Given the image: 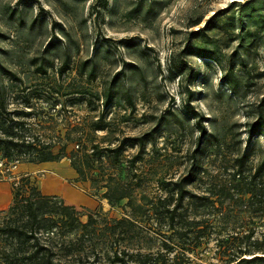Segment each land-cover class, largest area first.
Segmentation results:
<instances>
[{"label":"rangeland","instance_id":"374dc122","mask_svg":"<svg viewBox=\"0 0 264 264\" xmlns=\"http://www.w3.org/2000/svg\"><path fill=\"white\" fill-rule=\"evenodd\" d=\"M105 1L104 5L103 0H0V62L24 81L19 85L4 79L8 111L29 110L24 96H30L34 104L31 107L34 115L27 120L30 128L41 139L61 140V144L69 138L76 139L79 127L97 121L100 113L108 129L89 137L101 145H113L123 136L141 135L156 128L135 168H129L125 161L138 151L132 147L126 148V158L116 167L99 164L93 172L99 179L102 172L132 183L141 178L142 186L134 195L136 203L142 204L146 201L141 199L142 195L154 201L165 196L158 181L170 182L185 173L190 165L189 156L196 151L198 128L195 119L183 110L189 90L191 106L207 133L214 136L199 146L196 154L199 173L190 190L195 195L215 191L233 170V158L243 152L249 155L245 172L252 173L264 156V137L248 138L246 133L264 96V0H256L253 7L256 19L250 22L237 17L235 4L245 0H157L152 9L156 14L146 19L130 14L137 0ZM226 8L229 12L222 13L212 28L197 37L202 45L206 43L216 50L218 62L189 54L187 60L197 71L196 77L170 79L169 57L182 51L191 30L201 27L214 11ZM141 10L143 14L146 6ZM230 12L236 15L232 22ZM196 20L201 22L190 26ZM242 40L240 53L234 58L237 92L233 94L222 76L228 68L227 57ZM107 48L112 54L105 57L103 49ZM65 53L70 58V68L59 76L58 68ZM41 59L52 64L45 76L36 70ZM87 59L97 63L93 80L87 76L90 64L81 71ZM129 63L138 69L129 70ZM120 70L126 73L123 80L130 89L132 106L121 97L119 104L105 108L100 100L85 94L79 103L72 100L78 95L61 96L54 109H50L53 100L46 94L50 89L46 84L34 86L48 82L61 85V93L78 88L100 94L103 81ZM76 148L75 142L68 140L67 154ZM10 161L7 159L2 166L5 170L0 182H8L12 187L21 177L28 176L42 194L81 207L76 216L82 225L69 229L67 223H61L49 240V245L69 264H118L110 262L117 248L148 254L159 259L157 264L163 260L165 264H223L220 259L227 239L230 249L227 253L240 246H247L250 252H255L256 247L264 249V211H244L232 200L220 202L215 198L213 204L196 206L200 199L187 198L178 212L187 221H202L198 228L204 233L195 239L197 231L186 227L180 231L187 232L189 238L179 239L167 230V224L154 229L158 221L151 210L132 216L126 199L110 205L100 197L104 189L95 193L90 181L78 179L68 157L55 161L56 165L22 158L14 161L15 167L8 172ZM65 169L73 170L74 174L66 173ZM52 172L60 175L61 189L54 179L48 178ZM144 207L150 209L148 205ZM89 216L92 224L85 227ZM121 218L131 223L124 226L128 231L120 235L122 239L115 240L107 226L112 219ZM196 241L199 243L195 245ZM68 249L72 254L64 258Z\"/></svg>","mask_w":264,"mask_h":264},{"label":"trees","instance_id":"16d2710c","mask_svg":"<svg viewBox=\"0 0 264 264\" xmlns=\"http://www.w3.org/2000/svg\"><path fill=\"white\" fill-rule=\"evenodd\" d=\"M157 0H137L133 10L130 13L132 16H143L144 19L150 15L154 16L156 13L152 9L157 4ZM256 0H245L241 3L235 4L237 6V17L239 20L247 19L252 21L256 19L253 15L254 4ZM106 1L103 0L105 5ZM234 3V1H232ZM233 5V4H232ZM146 6V10L142 14L141 7ZM229 12L228 8L216 10L205 19L203 25L195 30H191L185 40L183 49L176 55H171L168 60L167 74L170 79H183L185 76L190 78L196 77L197 71L189 64L187 55L194 54L200 58H207L214 62H218V57L215 55L216 50L204 43L203 45L197 41V37L208 28H212L222 13ZM229 18H236L234 12L229 13ZM201 20L194 21L190 26H196ZM242 23V22H241ZM243 39V38H242ZM239 41L237 47L227 57L228 68L224 72L222 78L229 91L236 94V76L233 74V65L236 62L235 55L238 54L240 47L244 43ZM99 48L102 49L101 46ZM105 57L112 54L110 49H103ZM67 50L64 48V52ZM240 53V52H239ZM58 68V75L62 76L69 70L70 58L68 53ZM47 62L46 65L44 62ZM89 65L87 76L90 80L96 78V60L87 59L81 65L82 73L85 71L86 65ZM52 65L50 61L41 59L36 66L39 75H46L47 67ZM129 70L138 69L137 66L128 64ZM141 78L144 79L143 73H140ZM126 73L124 70L117 71L109 79L102 83L101 93H91L86 89L72 88L69 91L61 93L59 90L61 85L50 83L35 84V87L47 85L50 89L46 94L48 98L52 99L50 109H54L53 105H57L58 98L67 95H78L72 100L75 103L81 102L85 94L94 97L101 101L102 107H109L112 104L120 103L119 98H125L129 106L133 105L132 95L129 87L124 82ZM11 82H17L21 85L24 81L15 72L7 69L0 62V157L3 159L19 160L26 158L30 162H55L64 157H68L70 166L76 172L78 179L81 181H90L91 188L98 193L100 197L106 199L110 205H113L121 200L126 199L127 206L130 208L129 213L132 216L136 214H147L149 210L153 212V216L158 221L157 230L163 224H167V230L173 231L178 238L186 236L187 232L183 233L180 230L183 228L187 230L197 231L194 238L199 239L204 232L199 230V225L202 221L190 220L187 221L178 212L183 207L184 201L187 198L200 199L201 203L195 205H205L207 203L213 204L214 198L216 201L232 200L244 211L260 210L264 211V182L262 176L264 174V156L257 162L252 173L245 172L246 163L249 159L247 152H243L233 158V170L228 174V178L224 179L220 187L215 191L210 190L207 195H195L189 188L198 176L199 164L197 161V152L200 144L203 145L207 140L214 138L213 135L207 133L201 120L198 118V113L191 106L190 91L187 92L186 100H184L183 110L190 114L195 119V124L198 128V139L196 143V151L189 156L190 165L187 171L181 174L177 179L170 182L159 180L160 188L165 191V196H158L156 200L148 199L145 195L141 199L145 200L142 204L136 203L134 191L142 186V179L132 183L131 181L117 178L111 173L101 174V179L94 175V170L99 164H107L110 167H116L123 159L126 148L137 147L138 151L125 160L129 168H135L136 163L143 159L142 150L145 145L153 140L156 128L142 133L141 135L123 136L116 139V143L111 145H101L95 142L93 138L89 137L91 133L101 130H107L108 124L103 122V114L100 113L97 121L90 123L87 126L79 127V136L69 138L74 141L77 148L71 150L68 154L66 147L68 140L61 144V140H43L30 128L27 123L28 118L34 115L31 107V97L24 96L26 107L29 110L14 109L8 111L6 104V94L8 89L4 79ZM13 114L17 115L14 117ZM52 117V116H50ZM202 118V117H201ZM87 127V128H86ZM81 129V130H80ZM248 138L261 135L264 137V96L257 104L254 120L248 124L246 129ZM203 147V146H202ZM201 147V148H202ZM133 176H135L133 174ZM150 206L146 209L144 206ZM75 205L68 204L63 199H59L54 195L42 194L37 185L28 176L21 177L18 182L12 186V200L10 205L0 212V264H69L66 259H61L51 245L49 240L54 230L62 224L69 225V229H74L80 225V221L76 216L78 209ZM131 222L126 218L112 219L110 225L107 226L109 234L113 239H122L120 235L125 234L128 229H124L125 225ZM92 224V218L89 216L87 223L83 226ZM82 225V224H81ZM205 227V226H204ZM199 232V235L197 233ZM202 232V233H201ZM124 236V235H123ZM199 243V242H198ZM197 241L195 243L198 244ZM167 248L169 246L165 244ZM258 246V245H257ZM219 247L222 246L219 244ZM228 239L224 242L223 256L221 259L223 264H264V249L256 247L255 252H250L247 246L238 247L233 252H228ZM71 253L70 249L63 253L66 258ZM226 255V257H224ZM159 260V259H158ZM156 258L152 259L150 255L136 252L129 253L126 249H115L113 251L110 262L118 264H157ZM71 264V263H70ZM95 264V263H90ZM159 264H165L164 260ZM174 264H179L178 262Z\"/></svg>","mask_w":264,"mask_h":264},{"label":"crops","instance_id":"0c3cea01","mask_svg":"<svg viewBox=\"0 0 264 264\" xmlns=\"http://www.w3.org/2000/svg\"><path fill=\"white\" fill-rule=\"evenodd\" d=\"M48 164L54 163L53 165H56L55 162H45ZM42 164V163H41ZM67 170L66 173L74 174L73 170L71 169H65ZM60 175H55L53 172L52 174L48 175L49 179H54L59 189H61V186L59 185L58 181L60 180ZM12 200V187L8 182H0V212L5 210L11 203Z\"/></svg>","mask_w":264,"mask_h":264},{"label":"built area","instance_id":"2783aa9c","mask_svg":"<svg viewBox=\"0 0 264 264\" xmlns=\"http://www.w3.org/2000/svg\"><path fill=\"white\" fill-rule=\"evenodd\" d=\"M6 160H7V159H3V158L0 157V181H1V178H2L1 176L4 174L3 170H5V168H4V167L2 168V166L6 163ZM14 161L17 162L18 160H11V161L9 162L8 172L11 171L12 168L15 167L16 162H14Z\"/></svg>","mask_w":264,"mask_h":264},{"label":"bare ground","instance_id":"6f19581e","mask_svg":"<svg viewBox=\"0 0 264 264\" xmlns=\"http://www.w3.org/2000/svg\"><path fill=\"white\" fill-rule=\"evenodd\" d=\"M52 181V180H51ZM53 182V181H52ZM55 185V184H54ZM51 186V183L49 184V187ZM52 187H53V185H52ZM55 187V186H54ZM54 190V189H53Z\"/></svg>","mask_w":264,"mask_h":264}]
</instances>
